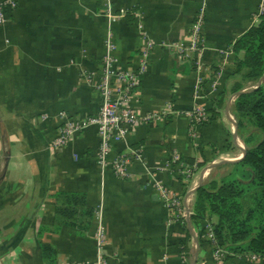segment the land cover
Masks as SVG:
<instances>
[{"label":"crops","instance_id":"0c3cea01","mask_svg":"<svg viewBox=\"0 0 264 264\" xmlns=\"http://www.w3.org/2000/svg\"><path fill=\"white\" fill-rule=\"evenodd\" d=\"M260 5L261 0H17L0 26V264H45L40 243L55 248V264L94 263L97 210L107 233V264H264L258 255L217 257L204 232L215 218H192L193 190L219 165L242 157L233 114L241 54L232 46L258 22ZM202 7L201 52L184 59L182 49ZM139 24L154 46L132 106L140 116L157 118L114 145L109 160L129 157L127 177L97 162L95 127L50 152L61 115L98 111L99 95L86 78H99L106 39L122 68L137 66ZM211 101L218 117L193 127L189 114L197 106L208 111ZM173 155L196 165L190 179L171 163ZM157 185L178 200L177 207L167 205ZM60 192L85 195L93 216L83 235L70 227L38 234L51 229ZM182 210L189 216L182 218Z\"/></svg>","mask_w":264,"mask_h":264},{"label":"trees","instance_id":"16d2710c","mask_svg":"<svg viewBox=\"0 0 264 264\" xmlns=\"http://www.w3.org/2000/svg\"><path fill=\"white\" fill-rule=\"evenodd\" d=\"M232 51L235 55L241 54L235 74L249 81L263 77L264 13L235 40ZM242 89L238 84L233 92ZM233 114L238 132L257 130L261 140L251 145L250 139H243L245 156L236 163L219 165L196 188L192 218L201 222L215 218L213 236L227 258L264 256V79L258 88H250L236 96ZM217 117L215 102L211 101L207 118L199 127L210 124ZM55 203L54 223L51 229L41 228L39 235L45 230L56 233L62 227L76 229L79 235L89 230L93 211L86 207L83 193H57ZM39 248L43 262L55 264V248L44 243H40Z\"/></svg>","mask_w":264,"mask_h":264},{"label":"built area","instance_id":"2783aa9c","mask_svg":"<svg viewBox=\"0 0 264 264\" xmlns=\"http://www.w3.org/2000/svg\"><path fill=\"white\" fill-rule=\"evenodd\" d=\"M17 7V0H3L0 2V26L6 23V12L13 11ZM260 14L264 13V0H261ZM204 24V8L202 7L196 13L191 25L188 44L182 49L184 59H189L192 54L201 52V32ZM142 38V47L140 49V60L134 69L122 68L119 60L113 55L114 45L110 39H106V53L101 59L102 69L99 78L90 75L87 79L89 85L99 95V107L95 115L69 117L61 115L63 122L56 130L54 138L49 143L50 152H55L68 144V142L77 133H80L89 127H95L99 138V147L97 153V162L104 166L110 163L113 173L118 178L127 177L126 165L130 159L124 155H118L109 160L114 145L126 142L131 132L141 123L149 122L157 118L156 114L140 116L136 113L132 103L137 95L140 85V79L148 66V59L152 52L154 44L149 40L142 26H137ZM213 92L217 91L216 83L211 85ZM193 127H199L207 118V111L202 106L194 108L189 114ZM136 160L139 159V153L134 152ZM171 163L178 167V172L185 179H190L196 170V165L187 166L179 163V157L173 155ZM161 198L171 208L179 204L176 198H169V193L162 186L157 185ZM182 218L188 217L189 213L181 211ZM95 228L93 231V240L96 251V261L90 263L82 261L77 264H107L106 247L108 245L107 233L101 223V211L94 213ZM204 232L214 247V253L217 257H223L225 251L217 247L212 225L205 224ZM255 255H252V257Z\"/></svg>","mask_w":264,"mask_h":264},{"label":"rangeland","instance_id":"374dc122","mask_svg":"<svg viewBox=\"0 0 264 264\" xmlns=\"http://www.w3.org/2000/svg\"><path fill=\"white\" fill-rule=\"evenodd\" d=\"M259 81H260V79L257 81H249V80L243 78V79H241V82L239 85H241L242 88L250 89V88L256 87L258 85ZM238 138H239V140H238ZM247 138L250 139L251 145H255L256 143H258L261 140V134L257 130L255 132H252V131L250 132V130L240 131L237 134V141L236 142L238 145H240V147L244 148V144H243L242 140L247 139Z\"/></svg>","mask_w":264,"mask_h":264},{"label":"water","instance_id":"95a60500","mask_svg":"<svg viewBox=\"0 0 264 264\" xmlns=\"http://www.w3.org/2000/svg\"><path fill=\"white\" fill-rule=\"evenodd\" d=\"M263 79H264V75H263V77L260 79V81H259V83H258V85L256 86V87H254L253 89H256V88H258L260 85H261V83H262V81H263ZM247 90H245V91H239V92H237L236 94H235V96H238L239 94H242V93H244V92H246ZM235 124V123H234ZM235 127H236V124H235ZM245 149H242V157L240 158V160L245 156ZM217 165V164H216ZM216 165H214V166H216ZM200 186V185H199ZM196 191V188L193 190V192L192 193H194Z\"/></svg>","mask_w":264,"mask_h":264}]
</instances>
